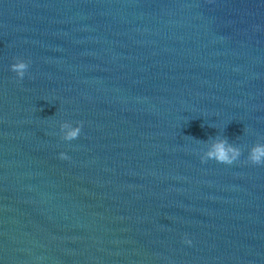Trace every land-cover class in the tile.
Returning a JSON list of instances; mask_svg holds the SVG:
<instances>
[{
    "label": "water",
    "instance_id": "95a60500",
    "mask_svg": "<svg viewBox=\"0 0 264 264\" xmlns=\"http://www.w3.org/2000/svg\"><path fill=\"white\" fill-rule=\"evenodd\" d=\"M255 143L264 0H0V264H264Z\"/></svg>",
    "mask_w": 264,
    "mask_h": 264
},
{
    "label": "clouds",
    "instance_id": "9594fccd",
    "mask_svg": "<svg viewBox=\"0 0 264 264\" xmlns=\"http://www.w3.org/2000/svg\"><path fill=\"white\" fill-rule=\"evenodd\" d=\"M28 62L23 59L16 58L15 62L10 65V69L15 72L18 78H23L25 72L28 69ZM81 131V122L77 121V127L73 128L70 132H68L65 136V139H75L78 137ZM61 159H67L68 157L65 153L61 152ZM241 155V150L238 147H234L229 144L226 139L216 140L212 147L204 154L201 155V161H205L206 159H214L217 162L224 164H232L236 161ZM247 161L254 165L264 164V144L255 143L248 150ZM185 243H191L185 237Z\"/></svg>",
    "mask_w": 264,
    "mask_h": 264
}]
</instances>
